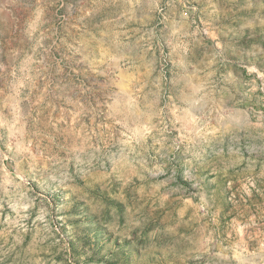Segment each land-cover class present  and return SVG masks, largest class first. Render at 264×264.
<instances>
[{"label": "rangeland", "instance_id": "obj_1", "mask_svg": "<svg viewBox=\"0 0 264 264\" xmlns=\"http://www.w3.org/2000/svg\"><path fill=\"white\" fill-rule=\"evenodd\" d=\"M0 264H264V0H0Z\"/></svg>", "mask_w": 264, "mask_h": 264}]
</instances>
